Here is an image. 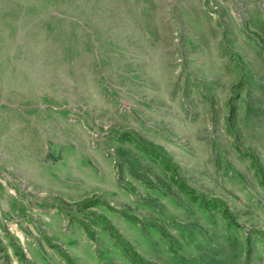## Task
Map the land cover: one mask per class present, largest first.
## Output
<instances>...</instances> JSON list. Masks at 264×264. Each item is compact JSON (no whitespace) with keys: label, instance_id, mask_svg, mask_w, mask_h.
<instances>
[{"label":"rangeland","instance_id":"1","mask_svg":"<svg viewBox=\"0 0 264 264\" xmlns=\"http://www.w3.org/2000/svg\"><path fill=\"white\" fill-rule=\"evenodd\" d=\"M0 264H264V0H0Z\"/></svg>","mask_w":264,"mask_h":264},{"label":"crops","instance_id":"2","mask_svg":"<svg viewBox=\"0 0 264 264\" xmlns=\"http://www.w3.org/2000/svg\"><path fill=\"white\" fill-rule=\"evenodd\" d=\"M40 176V175H39ZM45 180H43V182H44ZM41 186V185H40ZM42 190V189H41Z\"/></svg>","mask_w":264,"mask_h":264}]
</instances>
